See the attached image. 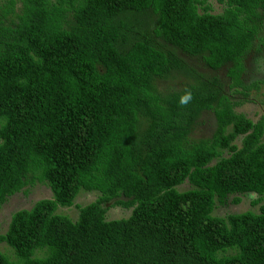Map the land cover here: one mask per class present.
<instances>
[{
  "label": "trees",
  "instance_id": "1",
  "mask_svg": "<svg viewBox=\"0 0 264 264\" xmlns=\"http://www.w3.org/2000/svg\"><path fill=\"white\" fill-rule=\"evenodd\" d=\"M216 1L0 0V206L36 182L51 192L10 214L0 243L15 260L0 264H264V113L235 111L219 77L178 54L226 66L247 98L264 0ZM206 110L212 135L188 141ZM80 191L96 197L57 212ZM248 193L256 213L212 214ZM108 206L129 213L106 219Z\"/></svg>",
  "mask_w": 264,
  "mask_h": 264
},
{
  "label": "rangeland",
  "instance_id": "2",
  "mask_svg": "<svg viewBox=\"0 0 264 264\" xmlns=\"http://www.w3.org/2000/svg\"><path fill=\"white\" fill-rule=\"evenodd\" d=\"M215 8V11H218L220 6L216 0H208ZM18 6V5H17ZM178 54L192 67L197 71L201 72L204 75L212 76L217 75L221 82L222 91L227 94L230 99L233 101H240L241 104L237 105L234 109L237 112L245 114L246 117L250 118L252 121H255L258 116L264 113V97L262 92L264 91V71L256 72L255 67L257 64L264 66V22H262V27L258 30L257 35L252 43L251 48L243 56L244 71L241 76V80L245 86L256 84L257 89L249 90V95L247 98H242L238 93H232L233 91L228 88V81L225 77L226 66L221 67L217 70H211L207 68L201 57L188 56L182 53ZM181 81L179 79L167 80V81H157L156 86L161 90H168L171 88H179ZM215 128V120L211 110L203 111L199 117L196 119L195 123L192 125L191 130L188 135V141H197L200 139L209 138ZM240 137H237L234 143L239 145ZM264 141V134L262 137ZM224 156L227 153L223 154ZM189 184L186 182L177 186V189L182 191L189 188ZM51 192L44 182H36L31 186H27V191L25 193L16 192L8 196L6 200L0 206V234L4 233L7 223L9 221L10 214L20 208H29L33 201L38 198L50 197ZM234 196L239 198L237 203L232 201ZM96 194L89 191H80L75 196L73 204L69 207H59L57 212L66 214L70 218L74 219L77 214L76 204H85L94 200ZM256 198V195L253 193L248 194H235L228 195L225 199V202L215 203L212 214L215 216L224 217L229 213H239L246 210L253 212L258 211V204L252 205V200ZM129 213V209H125L120 206H108L105 212L106 219H113L119 217H126ZM0 251L5 253L10 259L15 260L14 255L12 254L11 248L6 245L4 242L0 243ZM36 255H41L39 251L36 252Z\"/></svg>",
  "mask_w": 264,
  "mask_h": 264
},
{
  "label": "clouds",
  "instance_id": "3",
  "mask_svg": "<svg viewBox=\"0 0 264 264\" xmlns=\"http://www.w3.org/2000/svg\"><path fill=\"white\" fill-rule=\"evenodd\" d=\"M255 71L256 72L264 71V66L257 64L255 67ZM194 99H195V96H194L193 89L191 87H185L184 91L179 95V105L181 107H187L189 104L192 103Z\"/></svg>",
  "mask_w": 264,
  "mask_h": 264
}]
</instances>
